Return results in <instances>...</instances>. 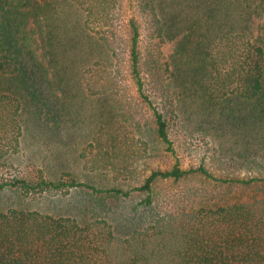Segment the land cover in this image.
Here are the masks:
<instances>
[{"label": "trees", "instance_id": "1", "mask_svg": "<svg viewBox=\"0 0 264 264\" xmlns=\"http://www.w3.org/2000/svg\"><path fill=\"white\" fill-rule=\"evenodd\" d=\"M124 1L0 0V157L16 151L22 135L20 92L31 90L32 61L56 39L47 31L65 8L79 12V27L86 36L94 34L104 50L127 53L128 72L144 102L152 106L145 95L146 74L163 99L175 93L166 76L171 62L158 67L154 48L142 60L138 20L114 27L112 13ZM134 1L154 38L163 44L173 37L163 26V0ZM204 1L216 3L208 9L214 21L209 29L221 30L213 40L206 33L200 50L204 90L213 100L252 103L264 122V0ZM222 4L236 13L228 30L217 15ZM83 82L91 92L89 79L83 76ZM152 112L153 133L172 151L169 112ZM114 178L121 184L112 188L40 176L0 182V193L16 191L23 198L78 191L91 199L82 215L1 207L0 264H264V175L215 176L204 166L183 169L178 161L151 170L137 183L131 172Z\"/></svg>", "mask_w": 264, "mask_h": 264}, {"label": "rangeland", "instance_id": "2", "mask_svg": "<svg viewBox=\"0 0 264 264\" xmlns=\"http://www.w3.org/2000/svg\"><path fill=\"white\" fill-rule=\"evenodd\" d=\"M163 2V26L173 33L163 44L138 17L134 0H125L112 13L118 30L131 18L138 20L143 61L154 48L158 67L163 69L167 60L172 64V73L166 76H170L175 93L165 99L150 75L145 76V95L152 106L144 102L128 72L125 51L109 53L94 34L86 36L79 27V12L65 8L57 14L55 27L47 31V36L52 33L56 39L34 57L32 88L20 92L22 135L16 151L0 157V182L40 176L112 188L121 184L114 178L117 173L131 172L132 183H137L151 170H166L178 161L183 169L204 166L215 176L264 175V122L258 110L235 97L210 99L204 90L200 50L207 44V35L213 40L221 31L209 29L214 21L208 9L216 3ZM217 10L228 30L227 22L233 20L235 11L224 4L217 5ZM251 25L253 28L252 21ZM83 76L89 79L91 92L85 88ZM152 108L169 112L172 151L153 133ZM20 195L1 192L0 208L70 216L84 214L83 209L91 204V199L78 191L35 199Z\"/></svg>", "mask_w": 264, "mask_h": 264}]
</instances>
